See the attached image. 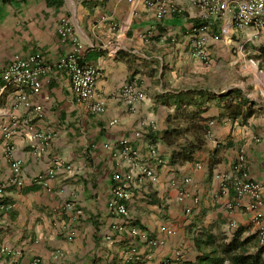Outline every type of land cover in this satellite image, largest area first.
Returning a JSON list of instances; mask_svg holds the SVG:
<instances>
[{"label":"crops","instance_id":"crops-1","mask_svg":"<svg viewBox=\"0 0 264 264\" xmlns=\"http://www.w3.org/2000/svg\"><path fill=\"white\" fill-rule=\"evenodd\" d=\"M158 1L0 0V264L36 257L40 264H164L177 250L182 256L171 264H195L206 254L211 264L214 250L224 256L223 245L233 242L234 253L263 249L264 264L259 223L251 211L227 208L234 191L222 193L218 177L232 171L243 147L250 177L264 183V73L249 71L245 58L249 46L264 49V35L250 39L249 29L221 35L218 22L204 33L207 66L192 56L193 27L207 22L196 0H178L183 11L163 18ZM64 19L73 28L66 39L59 31ZM74 38L82 62L99 68L92 101L104 105L102 113L77 99L68 74L56 67L76 48ZM34 54L49 69L25 106L3 69ZM126 84L144 94L134 106L121 95ZM230 105L240 114L232 115ZM14 118L19 126L8 154L3 127ZM123 139L138 151L136 164L123 158ZM13 161L21 163L19 175ZM140 166L157 179L137 173ZM115 173L126 183L129 217L108 207ZM262 212L264 225V206ZM134 227L146 237L133 235ZM152 238L162 243L151 245ZM132 246L136 262L127 259ZM220 264L236 263L226 257Z\"/></svg>","mask_w":264,"mask_h":264},{"label":"built area","instance_id":"built-area-1","mask_svg":"<svg viewBox=\"0 0 264 264\" xmlns=\"http://www.w3.org/2000/svg\"><path fill=\"white\" fill-rule=\"evenodd\" d=\"M156 4V13L159 18H163L169 13H180L183 11L182 6L178 3V0H159ZM195 4L201 12V17L207 22L205 24L194 26L193 33L196 35L192 56L203 62L204 65H210L211 57L208 49V40L204 33L210 31L218 22L221 24V35H227L232 30H250V39H258L264 35V0H196ZM63 38L73 34V28L68 20L64 19L59 29ZM214 39H219L220 34H214ZM76 42V48L73 52L66 56L61 57L56 67L60 71H64L68 74L72 92L75 97L82 101H89L90 108L94 113H102L105 108L102 103L94 102V90L96 82L99 78L100 71L96 65L82 62L78 53L82 45L74 38ZM49 67L45 64L43 57L40 54H34L27 57L14 58L3 69V79L8 86L15 87L18 90V100L25 106L30 105L29 95H35L39 93L42 88V76L46 74ZM122 97L126 99V102L130 106L144 97V94L137 90L132 84H126L122 88ZM92 101V102H91ZM41 106H37L36 110H40ZM19 126L18 118L12 119V121L3 127L6 151L10 154L13 150L11 139ZM210 131H208V134ZM136 136H141L142 132L137 131ZM40 133L35 137H41ZM49 138V136H47ZM121 154L123 158L129 163L136 164L139 161L138 151L133 148L127 139L120 141ZM151 154L158 163L163 162L157 156V152L154 148H151ZM247 154L246 149L241 148L236 159V162L232 166V171L219 175L221 191L224 194H228L231 190L234 191V202H229L227 208L233 210L235 207H240L245 211H251L254 214V219L259 223V245L264 247V225L261 223L263 217L262 207L264 206V183L254 180L248 173L247 166ZM60 163L57 161L56 164ZM197 167H201L197 164ZM138 169L139 174L151 177L156 180L157 177L154 171L148 167L140 166ZM12 170L15 175H19L21 172L20 161H13ZM50 176L54 175V170L49 171ZM132 172L127 174V178H131ZM112 185V197L108 201V207L112 214L129 217V211L125 204V199L129 197V193L126 188V183L121 181V176L118 173L113 175ZM189 181V179H185ZM14 182L19 185L23 184V181L18 177H14ZM44 185H48L46 180H41ZM4 184H0V193L4 191ZM185 191H181L179 197L183 200L186 196ZM6 209L11 208V205H4ZM191 210L188 208L187 212ZM168 235H172L175 231L165 226L162 227ZM133 235L146 237V234L139 228L134 227L131 230ZM158 239L152 238L149 240L151 245L158 244ZM182 256V252L177 250L174 257L167 258L164 264H171L174 259L179 260ZM152 257V254L148 256ZM128 261L136 262L140 259L137 255V247L132 246L127 255ZM30 264H40L38 257L34 258Z\"/></svg>","mask_w":264,"mask_h":264},{"label":"trees","instance_id":"trees-1","mask_svg":"<svg viewBox=\"0 0 264 264\" xmlns=\"http://www.w3.org/2000/svg\"><path fill=\"white\" fill-rule=\"evenodd\" d=\"M230 110V113L232 115L235 114H240V110L238 108V106H229L228 107ZM250 113L246 114V117L249 115ZM204 131L207 133L209 131V127H204ZM222 253L224 254V256H222V254L220 253H216L217 251H215L216 256L211 260V264H220L221 262H224L225 258L228 257L232 262L236 263V264H240V263H246L249 262V260H251V264H259L261 261V252L263 251V249H260L256 254H252V255H244L243 253H234L236 250V243H230V244H225L222 247ZM207 258L210 257L209 254H206L205 257H199L197 262L195 264H205L207 261Z\"/></svg>","mask_w":264,"mask_h":264},{"label":"rangeland","instance_id":"rangeland-1","mask_svg":"<svg viewBox=\"0 0 264 264\" xmlns=\"http://www.w3.org/2000/svg\"><path fill=\"white\" fill-rule=\"evenodd\" d=\"M261 47H255V46H249L247 49H249V53L245 51V58L248 60V65L247 67L249 71L252 69L258 68L259 71H263L262 74L264 73V49H260ZM255 65L253 64V61Z\"/></svg>","mask_w":264,"mask_h":264}]
</instances>
